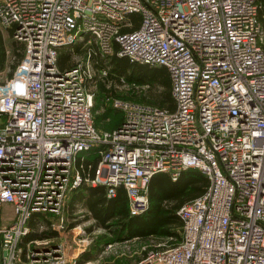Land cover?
<instances>
[{"label":"built area","instance_id":"obj_1","mask_svg":"<svg viewBox=\"0 0 264 264\" xmlns=\"http://www.w3.org/2000/svg\"><path fill=\"white\" fill-rule=\"evenodd\" d=\"M263 3L0 0V26L23 45L0 78V210H12L0 224V264H76L48 239L21 243L33 212L63 221L70 188L104 184L111 196L122 185L129 213L139 214L154 173L174 180L189 167L208 184L178 207L180 239L161 238L122 264H264ZM133 12L140 21L128 29ZM76 40L96 48L60 68L59 48ZM113 51L164 65L174 108L110 96L122 120L95 126L91 56ZM72 227L80 251L89 232Z\"/></svg>","mask_w":264,"mask_h":264},{"label":"trees","instance_id":"obj_2","mask_svg":"<svg viewBox=\"0 0 264 264\" xmlns=\"http://www.w3.org/2000/svg\"><path fill=\"white\" fill-rule=\"evenodd\" d=\"M129 16L133 20V25L128 29L137 27L140 21V14L133 12ZM258 16L264 28V3L259 8ZM16 41L18 42V40ZM22 48V44L19 49L16 47V43L12 41V50L16 56H14L15 60L12 62L8 74H11L14 66L22 57ZM116 48L117 45L114 44V49L116 50ZM5 57L6 51L0 33V66L3 64ZM57 64L60 68H68L74 65V63H70L68 50L59 48ZM99 64L100 66H105L106 64H108V67L110 66L107 70L108 76L124 75L127 80L134 82V85L147 84L146 92L148 95H145V91H142V95H144L140 98L137 96L130 97L127 94H118L113 92V87L106 85L103 81L104 79H97L98 92L97 94L94 93L93 104L95 126H105L102 124L108 118L109 112L111 110H119L113 107L108 100L110 96H121L126 99L148 102L159 107L174 108V99L170 91V77L164 65L132 61L127 56L118 55L115 51L109 53L108 63L104 64L100 58ZM154 85H158L159 90H156ZM133 91L136 90L132 89L131 92ZM101 103L105 104V106L101 112H98L95 106L98 107ZM120 113L115 112L116 115L118 114L117 117L112 120L113 122L109 127L103 128L117 126L122 120V112ZM207 184L206 175L198 168H186L174 180L166 172H156L148 182L149 206L144 212L139 214L129 213L122 185H118L115 194L111 196L106 194V186L104 184L91 185L81 183L70 188L67 191L66 197L67 195L68 197L65 198V201L67 200V204L74 207L75 202L82 200V204L86 207V211L82 215L84 217L82 221L88 219H93L94 221L93 224L87 227L88 231H91L93 227L103 229V232L97 234L85 249L80 252L77 263L80 264L92 259L97 251L110 240H123L134 236L140 238L154 236L158 239L171 236V241L179 240L182 221L177 214V209L186 201L201 194ZM52 215L53 213L51 212H33L28 220L30 229L23 236L21 243L24 245L29 240L43 238L46 237L45 235L48 236L49 233H52L47 228L37 230L39 225H41L40 221L45 220V216L49 217V220L46 218V222L50 221L53 218ZM47 223L49 225V222ZM76 224L71 221L69 227ZM52 231L54 232L55 229L52 228Z\"/></svg>","mask_w":264,"mask_h":264},{"label":"rangeland","instance_id":"obj_3","mask_svg":"<svg viewBox=\"0 0 264 264\" xmlns=\"http://www.w3.org/2000/svg\"><path fill=\"white\" fill-rule=\"evenodd\" d=\"M2 35L3 39L5 42V45L10 44L11 40L16 43V47L20 49V45L22 42L14 40L12 35L10 36L11 32H8L6 28L2 27ZM21 44H20V43ZM94 49L96 48V45L93 43L91 46L85 45L82 42L79 41H71L68 42L64 45H62L60 48H63L64 50L69 51V60L70 63H76L80 62L81 60H84L87 54V49L88 47H93ZM12 56H16V54L13 52L12 49H10V52L6 54L5 60L3 64L0 66V78H4L6 75H8L10 69H11V64L15 60V57L12 59ZM92 61H93V68H94V79L90 82H88V86L90 89L97 94L98 92V85H97V79H104L103 81L106 83L107 86L113 87V92H117L118 94H127L130 97H142V91H145V95H148L146 92V88L148 87L147 84H142L138 85L135 84L134 82L127 80L124 75L118 76V75H111L108 76V64L105 66H100V58L102 61L105 63H108L109 60V53H103V54H96L94 56H91ZM105 70V72H104ZM127 74V73H126ZM125 74V75H126ZM107 77V79H106ZM118 77V79H117ZM122 77V78H121ZM147 86V87H146ZM134 87V88H133ZM154 88L156 90H159L158 85H154ZM132 89L136 91H132ZM141 91V93H140ZM135 92V93H134ZM136 94V95H135ZM113 95V94H111ZM99 105V104H98ZM105 104L101 103L98 107L95 106V108L98 110V112H101L104 109ZM115 112L121 114L120 110H111L108 114V118L103 122L100 128L103 127H109L111 123L113 122L112 120L117 117ZM4 120V116H0V122ZM108 121V122H107ZM91 156H86L89 159H93L95 157V153L91 152ZM70 190V189H69ZM68 190V191H69ZM69 194V193H68ZM68 197V195H67ZM66 197V198H67ZM82 201V200H81ZM81 201L75 202L74 207H71L70 205L67 204V200L64 202V207L62 210V217L63 221L60 220V214H53L50 219L49 225L46 222V218L49 220V217L45 216V220H41V225H39L37 230L41 229H46L52 233H49V235H45L46 237H43L45 239L50 240V243L54 244H59L61 251L66 255V257L70 258L72 255H75L76 257V264L78 261V256L82 250H78V237L80 234L77 233L78 228L73 229V227H69V223L71 221L75 222V224H80L82 228L85 229L86 232H89V238L90 241L94 239V237L99 234L100 232H103L102 228L99 227H93L91 231H88L87 227L90 224H93L94 221L93 219H88L82 221V215L86 211V207L84 204H82ZM12 217V210L8 205L2 206L0 210V224L7 223L10 221ZM52 222L54 225H52ZM52 228L55 229V231H52ZM42 239V238H39ZM127 240H110L108 242H111L112 245L108 246L107 248L105 247V244L97 251V253L94 255L92 259H89L85 262H81L80 264H122L123 262H128L131 260H137L138 258L141 257V255L145 252V249L149 247L151 243H154L156 241H159L160 239L155 238L154 236H148L146 238H137V239H132L131 238H126ZM89 241V242H90Z\"/></svg>","mask_w":264,"mask_h":264},{"label":"crops","instance_id":"obj_4","mask_svg":"<svg viewBox=\"0 0 264 264\" xmlns=\"http://www.w3.org/2000/svg\"><path fill=\"white\" fill-rule=\"evenodd\" d=\"M2 29H3L2 26H0V33H1V36H2V39H3V35H2L3 31H2ZM6 30L8 32H10V28H6ZM10 36H11V34H10ZM3 43H4V48H5L6 54H8L10 52V49H12V40H11L10 44L5 45V42H4V39H3ZM148 196H149V194H148Z\"/></svg>","mask_w":264,"mask_h":264}]
</instances>
